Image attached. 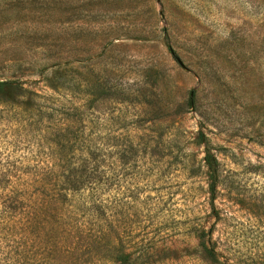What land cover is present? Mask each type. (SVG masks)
Returning <instances> with one entry per match:
<instances>
[{"label": "rangeland", "instance_id": "obj_1", "mask_svg": "<svg viewBox=\"0 0 264 264\" xmlns=\"http://www.w3.org/2000/svg\"><path fill=\"white\" fill-rule=\"evenodd\" d=\"M4 81L0 264H264V0H0Z\"/></svg>", "mask_w": 264, "mask_h": 264}, {"label": "trees", "instance_id": "obj_2", "mask_svg": "<svg viewBox=\"0 0 264 264\" xmlns=\"http://www.w3.org/2000/svg\"><path fill=\"white\" fill-rule=\"evenodd\" d=\"M15 85V84H14ZM12 83L10 82H0V93H3V91H8L10 88L13 87H18V86H14ZM19 88V87H18ZM204 162L205 165L207 167L208 170V177L210 179V182L208 184V190L209 192L212 194L213 193V189H214V181L217 177V163L216 161L212 158V156L205 152L204 155ZM89 171L84 168V167H79L78 170H73L71 172V176L69 178H67V183L70 184L69 188H66L67 191H71L72 193L70 194V197L73 198V196L75 195V191H77L79 189L78 183L85 178V176L88 177V179L90 180H97L99 182L102 183H106V180H102L100 178H96L94 176H89ZM8 187V188H7ZM16 184L14 186V184L9 185V184H5L1 186V190H7L8 193L11 195V197H7L6 198V203L11 205L9 207H3L5 209L2 210V212L0 213V221L1 222H14L13 224H20V226H24L21 218H23V212H21L22 210H15L14 209V204H17V200H21L24 199V196H22V192L16 190ZM24 195V194H23ZM27 203H31L30 199H27ZM50 204H51V200H50ZM101 207V210L103 211L104 207H106L105 205H99ZM30 207V206H29ZM39 209H42L41 206H39ZM60 215V214H58ZM17 220L18 223H15V221ZM24 230V228H23ZM25 232V230H24ZM12 262V261H11ZM4 263V262H3ZM19 264V263H17Z\"/></svg>", "mask_w": 264, "mask_h": 264}]
</instances>
